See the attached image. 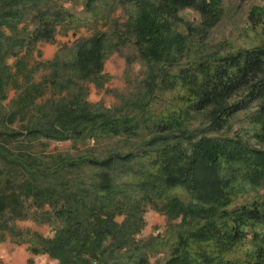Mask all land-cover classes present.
I'll return each mask as SVG.
<instances>
[{
  "label": "trees",
  "instance_id": "obj_1",
  "mask_svg": "<svg viewBox=\"0 0 264 264\" xmlns=\"http://www.w3.org/2000/svg\"><path fill=\"white\" fill-rule=\"evenodd\" d=\"M96 1L109 6L130 5L124 39L133 38L140 56L168 64L177 63L187 48V36L175 27V22H183L178 16L182 7L199 12L201 38L208 35L222 13L219 0H86L87 9L95 12ZM55 5L53 0H0V27L15 28L28 15L34 23L30 32L13 39L2 35L0 29V92L10 69L6 57L24 45L50 39L56 25L68 20L70 14ZM111 37L118 43L122 38L116 30L79 38L60 65L65 75L68 72L66 82L80 79L98 84L105 51L113 43ZM160 82L179 85L183 93L178 107L151 120L144 110L140 119L93 110L82 100L80 91L34 107L38 117L21 132L0 130V139L5 142L34 133L60 139L144 137L142 148L136 151L63 161L53 171L21 155L10 159L17 166L16 172L49 180L57 177V185L44 187L51 198L57 195L64 200L56 210L63 218L62 225L53 239L33 242L32 252L47 253L59 264H149L148 253L168 239L158 235L141 240L132 237L141 211L150 204L168 215L181 213L184 217L182 226H170V253L162 264H264V198L230 207L238 185L264 187V39L249 49L213 55L178 74L164 72ZM30 101L18 109L31 113L32 120L29 105L34 102ZM252 104L256 145L219 134L231 116ZM203 116H207L205 124L190 129L187 123ZM85 166L92 167L93 173L70 189L64 172ZM176 188L186 201L173 194ZM4 204L0 198V209ZM124 207L127 221H112L115 212ZM257 226L263 228L258 231ZM247 235L249 251L242 259L235 257L232 254Z\"/></svg>",
  "mask_w": 264,
  "mask_h": 264
},
{
  "label": "rangeland",
  "instance_id": "obj_2",
  "mask_svg": "<svg viewBox=\"0 0 264 264\" xmlns=\"http://www.w3.org/2000/svg\"><path fill=\"white\" fill-rule=\"evenodd\" d=\"M53 3L70 14L68 20L56 25L50 39L24 45L16 54L6 57L5 63L10 69L0 92V130L4 132L23 131L24 126L38 117L36 111H32L34 107L47 101L56 102L69 93L80 91L82 100L93 110L105 112L109 116L136 119L143 116L144 110L146 118L151 120L180 105L183 90L179 85L174 87L161 83L164 72L178 74L182 68L213 55L225 56L239 49H249L264 39V0H219L221 17L204 38H201L197 28L201 20L199 12L191 7H182L178 16L183 22H175V27L187 36V48L177 63L168 64L165 60L153 61L140 56L133 38L129 41L124 39V35H128L124 22L132 10L130 5L114 3L109 6L106 2L96 1L93 12L87 9L86 0H53ZM33 27L34 23L28 15L15 28L1 26L0 29L2 35L13 39L26 35ZM115 30L122 38L119 43L115 37L109 38L113 43L105 51L99 83L80 79L66 82L68 72L65 75L60 65L72 52L77 40L96 32L111 34ZM30 100L34 102L29 105L34 120H31V113L18 109ZM254 110L252 104L236 112L219 134L241 138L250 145H256L251 118ZM11 111H14L13 115ZM206 121L207 116L192 118L187 125L190 129H196ZM143 142L144 137L95 139L70 136L60 139L40 133L28 137L16 136L6 142L0 139V149L4 148L5 151H2L3 156L0 155V192H4L0 198L5 201L0 209V264H59L57 258L47 253L31 251L33 242L39 238L53 239L62 225L63 218L56 210L64 205V200L57 195L51 198L47 193L48 188L44 187V184H49L51 188L57 185V177L49 180L37 175L30 176L23 171L16 172L17 166L10 159L21 155L26 161L32 160L40 168L53 171L63 161H79L83 157L104 158L111 152L136 151L142 148ZM1 156L6 157L3 159ZM93 171L92 167L85 166L64 172V176L69 178L71 189L87 180ZM37 189L40 191L36 192ZM173 194L186 201L179 188L174 189ZM262 198L264 187L253 188L242 183L233 193L230 207L248 205ZM12 205L16 211L12 210ZM125 208L115 212L111 220L117 224L126 222L129 216ZM183 218L181 213L168 215L150 204L141 211L139 226L132 237L136 240L156 235L160 236L159 239L168 238L166 244L148 253L149 264H162L166 260L170 253L167 244L172 241L170 226H182ZM261 228L263 226L256 227L258 231ZM250 247V236L247 235L232 255L242 259Z\"/></svg>",
  "mask_w": 264,
  "mask_h": 264
}]
</instances>
